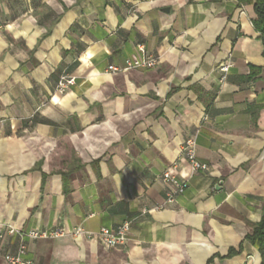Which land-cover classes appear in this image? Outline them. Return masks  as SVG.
<instances>
[{
	"label": "crops",
	"instance_id": "0c3cea01",
	"mask_svg": "<svg viewBox=\"0 0 264 264\" xmlns=\"http://www.w3.org/2000/svg\"><path fill=\"white\" fill-rule=\"evenodd\" d=\"M254 17L240 0H0V264L33 228L67 233L24 238L32 264H261L245 241L264 215ZM139 45L156 67L109 70ZM189 136L208 171L173 168ZM166 170L188 181L173 204ZM125 221L118 248L70 233Z\"/></svg>",
	"mask_w": 264,
	"mask_h": 264
},
{
	"label": "built area",
	"instance_id": "2783aa9c",
	"mask_svg": "<svg viewBox=\"0 0 264 264\" xmlns=\"http://www.w3.org/2000/svg\"><path fill=\"white\" fill-rule=\"evenodd\" d=\"M139 51L141 55L126 60V63L123 67L111 65L109 66V70L112 72H121L131 69H148L154 68L159 64L160 58L158 56L148 54L145 50L144 45H139ZM230 68V62L222 63L218 66V69L223 74L221 77L222 81L226 80ZM75 81L76 79L74 76L67 74L62 75L57 84L56 91H58L59 93L66 92L72 85L75 84ZM182 162H186L189 165L191 174L209 170V165L198 157L197 141L194 136H189L184 140L182 144L181 158L173 163V168H179L182 165ZM162 179L167 186V190L165 193V202L167 204L175 203L188 188V181L186 179L180 178L178 175L173 174L170 170H166L162 174ZM130 229L131 221H125L117 227H101L96 232L85 230L80 226L72 230L70 233L78 239H92L96 237L106 248H118L127 243ZM8 233L13 234L15 233V230L9 227ZM17 233L21 238V243L17 251L14 253H7L5 255V260L10 264H32L31 260H27L25 258L28 248L24 238H28L30 240L55 239L64 236L67 232L61 228H33L27 231H18ZM4 235L5 234L3 232H0V239H2Z\"/></svg>",
	"mask_w": 264,
	"mask_h": 264
},
{
	"label": "trees",
	"instance_id": "16d2710c",
	"mask_svg": "<svg viewBox=\"0 0 264 264\" xmlns=\"http://www.w3.org/2000/svg\"><path fill=\"white\" fill-rule=\"evenodd\" d=\"M242 3L252 4L255 11V17L253 19V26L259 33V39L264 46V0H240ZM250 74L244 77H240V80H252L263 71L262 68L250 66ZM245 241L250 242L261 255V264H264V215L261 221L252 226V231L245 237ZM242 247V245L240 246ZM236 252L235 248H231L229 254Z\"/></svg>",
	"mask_w": 264,
	"mask_h": 264
}]
</instances>
